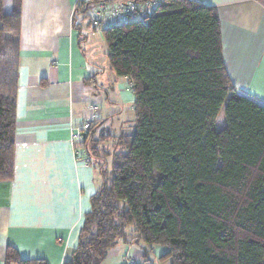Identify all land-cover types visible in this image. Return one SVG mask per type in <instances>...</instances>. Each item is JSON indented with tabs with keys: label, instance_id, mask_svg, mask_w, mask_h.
<instances>
[{
	"label": "trees",
	"instance_id": "obj_1",
	"mask_svg": "<svg viewBox=\"0 0 264 264\" xmlns=\"http://www.w3.org/2000/svg\"><path fill=\"white\" fill-rule=\"evenodd\" d=\"M87 9L74 7L73 27ZM20 16L21 0H0V182L14 176ZM102 33L109 70L130 82L133 131L93 123L76 145L101 186L62 264H102L132 243L169 264H264V101L232 83L214 9L162 0ZM3 264L47 262L7 247Z\"/></svg>",
	"mask_w": 264,
	"mask_h": 264
},
{
	"label": "crops",
	"instance_id": "obj_2",
	"mask_svg": "<svg viewBox=\"0 0 264 264\" xmlns=\"http://www.w3.org/2000/svg\"><path fill=\"white\" fill-rule=\"evenodd\" d=\"M76 1L21 0L14 176L0 182V264L7 247L23 260L63 263L101 186L72 134L93 116L112 135L129 126L130 82L104 67L102 32L88 20L73 27ZM191 1L214 9L232 83L264 101V0ZM132 244L111 253L140 263Z\"/></svg>",
	"mask_w": 264,
	"mask_h": 264
},
{
	"label": "built area",
	"instance_id": "obj_3",
	"mask_svg": "<svg viewBox=\"0 0 264 264\" xmlns=\"http://www.w3.org/2000/svg\"><path fill=\"white\" fill-rule=\"evenodd\" d=\"M162 0H144L137 2L135 0L121 1H101V0H77L75 6H86V17L90 28L94 32H102L105 28L125 24L137 19L148 18L156 13L157 7ZM74 6V7H75ZM95 110V109H94ZM95 116L82 123L80 128L72 134V141L79 144L86 132L89 131L94 123ZM76 157H78L76 153ZM88 165L87 159L85 160Z\"/></svg>",
	"mask_w": 264,
	"mask_h": 264
},
{
	"label": "rangeland",
	"instance_id": "obj_4",
	"mask_svg": "<svg viewBox=\"0 0 264 264\" xmlns=\"http://www.w3.org/2000/svg\"><path fill=\"white\" fill-rule=\"evenodd\" d=\"M104 67L106 68V70H107V72H109L108 71V66H107V63H106V61L104 60ZM130 113H131V115H130ZM123 115L125 116V117H129V126L127 127H123V129L125 130L126 129V131H129L130 133L133 131V126L131 125L132 123H131V121H132V111L130 112H127V111H124L123 112ZM122 119H123V117H122ZM224 126H225V119H224V115H223V109L220 111V113H219V115H218V118H217V121H216V126H215V129L216 130H221V129H223L224 128ZM105 127V130H109V124H107V125H105L104 126ZM100 131V130H99ZM98 131V133H96V136L97 135H99L100 134V132ZM123 132V131H122ZM129 230H131V229H128L127 231H129ZM126 246H129V245H126ZM126 246L125 245H118V246H116L113 250H116L115 252H118L117 250H120V249H122V248H126ZM131 255L133 256V257H135L134 256V253H135V251H137V252H140L141 253V257H139V261H143V259H144V255L146 256V258L149 260V262H150V264H169V261H159L158 259H157V257L160 255L159 253H160V251H159V249L158 248H153V250L151 251L150 249H149V247H144V249L145 250H147V253L146 254H144V250L142 249V246H141V244H136V243H133L132 245H131ZM113 250H111L110 251V253L113 251ZM113 254V255H112ZM118 254V253H117ZM117 255H116V253H111V256L110 257H108V259L106 260V261H104L102 264H125L124 262H123V260H122V257H116Z\"/></svg>",
	"mask_w": 264,
	"mask_h": 264
}]
</instances>
